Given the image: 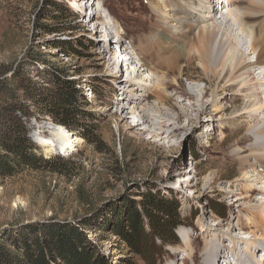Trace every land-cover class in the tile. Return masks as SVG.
<instances>
[{
    "label": "rangeland",
    "instance_id": "obj_1",
    "mask_svg": "<svg viewBox=\"0 0 264 264\" xmlns=\"http://www.w3.org/2000/svg\"><path fill=\"white\" fill-rule=\"evenodd\" d=\"M153 1L151 5L149 0H0V87L19 86L14 75L24 67L27 79L39 86L53 89L69 80L87 97L73 130L40 114L33 103L17 101L30 114L24 126L26 136L39 147V160L35 167L0 176V239L14 242V236L34 237L39 227L69 226L83 233L93 264L245 261L246 240L264 230V212L258 208L264 202V192L258 188L262 183L253 185L246 179L253 166L264 177V162L257 160L252 147L250 130L256 120L247 113L251 105L216 77H206L198 56L186 59L185 44L166 33L159 35L166 40L158 43L159 54L152 55L151 63L157 65L167 99L161 102L164 91L157 87L147 93L135 92L146 96L140 100V111L182 114V109L199 104V96L189 101L182 95L193 89L205 93L203 102L209 114L193 127L184 118L186 132L161 140L143 131L155 130L149 125L130 128L138 118L123 112L132 105L131 98H139L127 92L130 71L121 68L131 39L138 42L157 21L172 22L170 15L160 14L161 0ZM263 12L260 8L259 13ZM260 17L264 21V15ZM107 25L119 29L111 32L109 49ZM141 25L146 33L138 36ZM119 33L125 36L123 50L118 48ZM196 39L194 35L189 40L194 49ZM171 53L174 57L180 54L179 60L165 67L162 59ZM213 98L215 108L210 105ZM7 100L1 88L0 108ZM194 108L198 111L199 107ZM57 127L82 142L63 151L47 133ZM40 140L50 144L51 152ZM149 195L175 201L177 243H151L139 255L116 235V223L125 225L131 212L141 213ZM249 252L257 261L264 259V246Z\"/></svg>",
    "mask_w": 264,
    "mask_h": 264
},
{
    "label": "bare ground",
    "instance_id": "obj_2",
    "mask_svg": "<svg viewBox=\"0 0 264 264\" xmlns=\"http://www.w3.org/2000/svg\"><path fill=\"white\" fill-rule=\"evenodd\" d=\"M149 1L153 5L151 2L153 0ZM159 1L157 2L159 3ZM160 2L163 5H159L164 7L159 11L160 14L166 17L170 15L168 18H172V22L167 23L166 20V24H159L157 21L153 23L154 25L151 27L150 33L143 36H140V32L146 33V27L141 25L136 33L140 38L138 42L134 40L135 37L131 39L130 52L127 54L128 57L124 58L121 65V68L130 71V79L126 84L129 87L127 92H130L132 96L139 97L136 99L131 98L130 102L133 101V106L131 105L123 111L138 118V121H135L137 123L132 124L130 128L138 129L141 126L149 125L151 129L153 127L155 130L145 128L143 131L150 132L154 138L170 140L186 132V126L182 125L184 118L187 117L190 125L192 124L193 127L210 112L209 108H205L204 106L203 99L205 93L201 90L196 91L193 89L190 92L186 91L182 93V95L189 101L199 96V104H191L185 111L182 109V114L176 113V111L150 112L144 109L140 111V100L146 96L140 93L135 94V92L144 91L147 93L156 87L163 89L164 81L162 77L158 76L157 69H155L157 65L156 63H151L154 61V59H151L153 54L155 56L159 54L157 52L158 43H164L166 40L159 35L170 33L177 38L176 41L180 40L181 44H185L186 53L184 52V56L186 59L190 60L194 55L198 56L200 68L206 77H216L226 88H230L234 95L244 97L245 104L247 102L251 105L249 107L250 111H247V113L252 114L256 120L251 130L249 129L254 140L252 147L257 160L259 159L261 163L264 162V21H260V16L264 15V12L259 13L260 8H264V0H161ZM154 8H158V6ZM220 9L221 11H219ZM166 10L175 16L167 14ZM217 12L220 14L218 18ZM158 18L161 19L162 17ZM107 27L110 32L106 34V49H109L107 47L109 36L111 32L118 31L119 29L108 25ZM159 31H162V33H158ZM186 32H188V35H186ZM119 35L121 34L119 33ZM194 35L197 38L196 44L198 46L196 49L193 48L195 45H190V39ZM124 37L121 35V39L118 41L119 50H123ZM184 38H187V40H183ZM172 53L167 60L166 58L162 59L165 67L179 60L178 56L180 54L174 53L175 55L177 54L174 57ZM113 55L112 60L114 61V65H116V57L115 54ZM160 56L162 55L160 54ZM118 67L117 65L116 70ZM148 75L149 77H147ZM163 77L165 76L163 75ZM169 83L171 84V82ZM163 91L165 98L161 102L167 99L165 90L163 89ZM210 105H213L215 108L216 98L212 99ZM195 106L199 107L198 111L194 110ZM194 112L198 114L193 116ZM47 133L58 141L63 151L70 148L73 143L82 142V139L79 137L70 139V132L64 130L62 127L49 130ZM39 144L45 147L47 152H51V149H49L50 144L47 141L40 140ZM258 172L253 166V169L246 173V179L253 185L262 183L258 188H261L264 192V177ZM258 208L264 212V202ZM259 234V236L256 234L252 239L245 242L246 259L248 260L245 259V261H247V264H260L259 262H263L264 260L263 258L258 261L257 259L255 260L251 256L253 253L249 252L252 248L256 249L259 246H264V230ZM245 261L238 260L236 264H246Z\"/></svg>",
    "mask_w": 264,
    "mask_h": 264
},
{
    "label": "trees",
    "instance_id": "obj_3",
    "mask_svg": "<svg viewBox=\"0 0 264 264\" xmlns=\"http://www.w3.org/2000/svg\"><path fill=\"white\" fill-rule=\"evenodd\" d=\"M26 73L24 67L15 72L13 80L19 86L15 83L16 86L12 84L11 88L6 85L0 87L3 97L9 98L0 108L1 177L13 176L27 166L35 167L39 160V147L26 136L24 126V121L30 118V114L23 108L24 104H18L17 101L33 103V107L38 108L40 114L51 116L70 130L77 128L75 123L80 121L81 104L87 102V97L75 82L64 80L59 82L57 88L50 89L29 81ZM177 210L175 201L149 195L142 202L141 213L131 212L125 225L121 221L116 223V235L122 237L139 255H144L145 249L151 243H160L161 246L176 244L175 232L179 220ZM14 239V242L11 239L9 242L0 239V264L94 262L92 253L85 245L83 233L75 227H39L32 238L14 236ZM8 243L16 250H11Z\"/></svg>",
    "mask_w": 264,
    "mask_h": 264
}]
</instances>
